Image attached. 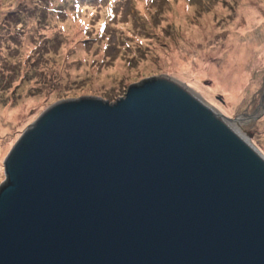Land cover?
<instances>
[{"label": "water", "instance_id": "1", "mask_svg": "<svg viewBox=\"0 0 264 264\" xmlns=\"http://www.w3.org/2000/svg\"><path fill=\"white\" fill-rule=\"evenodd\" d=\"M167 76L60 101L3 160L0 264H264V154Z\"/></svg>", "mask_w": 264, "mask_h": 264}, {"label": "rangeland", "instance_id": "2", "mask_svg": "<svg viewBox=\"0 0 264 264\" xmlns=\"http://www.w3.org/2000/svg\"><path fill=\"white\" fill-rule=\"evenodd\" d=\"M159 76L226 117L252 115L264 79V0H0V185L11 146L51 105L114 104ZM244 126L264 154V113Z\"/></svg>", "mask_w": 264, "mask_h": 264}, {"label": "bare ground", "instance_id": "3", "mask_svg": "<svg viewBox=\"0 0 264 264\" xmlns=\"http://www.w3.org/2000/svg\"><path fill=\"white\" fill-rule=\"evenodd\" d=\"M248 75H249V74H248ZM201 76H203V75H201ZM244 79L246 80V78H244ZM212 90H213V91H214V90L216 91V90H217V87H214ZM229 94H230V93H229ZM245 124H246V123H244V124L241 126V128H242V127H245V126H244ZM242 129H244V128H242Z\"/></svg>", "mask_w": 264, "mask_h": 264}]
</instances>
